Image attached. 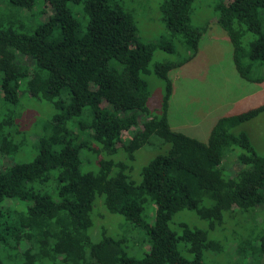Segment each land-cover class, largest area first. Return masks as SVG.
I'll return each instance as SVG.
<instances>
[{
  "label": "trees",
  "instance_id": "trees-1",
  "mask_svg": "<svg viewBox=\"0 0 264 264\" xmlns=\"http://www.w3.org/2000/svg\"><path fill=\"white\" fill-rule=\"evenodd\" d=\"M35 1L10 0L28 9ZM194 1L163 0L160 6L170 37L181 35L190 53L154 64L166 87L159 115L148 108L149 89L141 77L149 71L156 45L140 40L122 5L46 0L51 12L45 6L48 16L33 34L0 28V101L17 107L25 86L53 110L44 131H36L33 159L0 171V240L11 239L25 264H207L204 252L222 249L208 231L225 229L226 213L250 212L264 204V155L247 134L231 130L264 112V104L221 117L207 141L170 124V72L196 55L209 28L191 25ZM214 9L239 75L264 81V74L255 72L264 65V0H217ZM134 110L141 114H128ZM11 117L0 119V151L5 153H17L25 141L22 137L18 143L14 131H4L12 129ZM126 133L131 136L125 138ZM143 147L165 153L150 159L136 181L129 174ZM83 149L96 154V170L82 169ZM20 202L27 204L21 207ZM105 210L123 216L127 229L143 233L142 257L129 254L126 232L114 237L94 227V221L106 218ZM185 210H195L208 221V229L186 223L181 233L172 229L174 215ZM92 229L99 237H93ZM255 239V256L264 258V232ZM224 240L235 242L233 258L248 256L241 238Z\"/></svg>",
  "mask_w": 264,
  "mask_h": 264
},
{
  "label": "rangeland",
  "instance_id": "rangeland-1",
  "mask_svg": "<svg viewBox=\"0 0 264 264\" xmlns=\"http://www.w3.org/2000/svg\"><path fill=\"white\" fill-rule=\"evenodd\" d=\"M111 1L122 5L131 14L136 26V34L143 43L156 45L149 71L141 72V77L146 81L149 89L148 108L151 114L159 115L166 87L164 81L154 72V64L179 61L189 54L190 50L181 35L177 34L176 38L170 37L160 10L163 0ZM45 2L46 0H36L34 6L28 9L14 6L10 0H0V28L27 35L33 34L35 28L48 16L43 15L45 6L46 10L51 12V8ZM216 2L217 0L193 2L189 14L191 25L200 28L208 25L209 28L200 41L196 55L182 67L170 72L174 84L168 107L170 124L173 128L204 141L208 140L213 127L221 117L242 113L264 104V81H248L236 70L230 39L225 30L216 23L214 9ZM78 6L73 7L77 16H79ZM260 19L264 28V9H260ZM255 72L264 74V65L258 66ZM20 92L21 97L17 107L16 105L7 106L0 101V119H9L12 116L11 118L15 120L12 129L6 128L4 131H14L15 140L18 143L21 142L22 137L25 139L17 153L0 151V171L14 162H28L33 159L35 152L32 150V144L37 136L36 131L38 128L44 131L53 113L48 103L32 97L25 86H22ZM107 107L114 111L112 106L107 105ZM19 112L22 114L20 117L16 116ZM130 113L141 114L137 110L128 112ZM231 130L235 133L247 134L258 153L264 155V112L248 121L236 123ZM20 131H24V134H20ZM130 136L131 133H126L125 138ZM162 153L165 151L156 147L139 149L136 152L133 170L129 174L130 178L139 181L142 167L150 159ZM81 157L83 160L81 167L84 171L96 170V154L83 149ZM195 197L199 198L198 195ZM8 203L11 204V202ZM20 203L21 207L27 204V202ZM95 210L100 214L97 207ZM104 213L106 218L99 222L94 221V227L98 226L100 231L104 227L108 235L114 237H120L126 232L131 236L130 241L126 243L129 254L142 257L146 248L143 233L139 229L136 231L127 229V222L123 216L111 214L107 210ZM225 219V229L208 231V236L217 238L216 240L222 244V249L220 251L206 250L205 262L207 264H264V258H259L254 253L255 247L259 245V241L255 238L257 234L264 232V204L250 212H240L235 209V212L229 216L226 213ZM182 223H186L190 228L208 229V221L201 219L195 210L176 213L171 222V228L181 233ZM1 228L0 233L3 232ZM91 231L94 238L99 237L93 234V229ZM235 235L243 241L244 251L249 257L242 255L233 258L230 249L232 247L234 250L235 242L227 244L224 238H232ZM24 262L25 258L19 252V247H16L11 239H8L7 243L0 240V264H25Z\"/></svg>",
  "mask_w": 264,
  "mask_h": 264
}]
</instances>
